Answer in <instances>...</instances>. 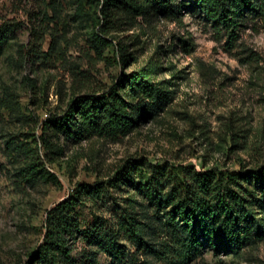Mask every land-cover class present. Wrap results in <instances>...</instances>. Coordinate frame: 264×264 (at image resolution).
<instances>
[{"label":"rangeland","instance_id":"1","mask_svg":"<svg viewBox=\"0 0 264 264\" xmlns=\"http://www.w3.org/2000/svg\"><path fill=\"white\" fill-rule=\"evenodd\" d=\"M101 8V0H0V26L15 29L0 49V264H36L48 212L78 185L120 173L128 177L119 187L77 207L85 223L121 228L114 251L111 237L93 246L76 240L77 264H264V18L240 10L229 45L226 28L200 10L172 18L127 9L104 16ZM150 68L164 100L129 82ZM116 90L133 122L125 134L74 141L45 127L78 97ZM142 171L163 180L164 192L195 172L250 191L248 207L230 214L244 243L226 253L204 238L179 260L189 230L171 218L173 207L139 191Z\"/></svg>","mask_w":264,"mask_h":264},{"label":"trees","instance_id":"2","mask_svg":"<svg viewBox=\"0 0 264 264\" xmlns=\"http://www.w3.org/2000/svg\"><path fill=\"white\" fill-rule=\"evenodd\" d=\"M175 1L101 0V12L107 16L112 10L127 9L135 16L144 17L154 11L160 16L176 18L180 11L200 10L206 18L226 28L229 45L237 39L235 32L239 28L240 10L245 9L264 18V0H181L178 4ZM14 32L12 25L0 26V49L8 43L10 35ZM96 41L103 46L111 44L101 37H96ZM153 73V68L142 70L131 76L129 82L132 87H137L136 93L164 100L165 96L160 94L150 81ZM128 107L127 100L118 90L101 97L80 96L63 116L48 119L44 125L62 132L74 141H80L92 134L118 136L125 134L133 126ZM143 173L146 172L142 171L138 176L139 191L159 207H173L171 218L174 221L181 219L189 230L188 235L182 238L181 246L176 249L179 260L189 261L191 252L204 238L212 249H222L226 253L244 243L246 237L240 227L239 216L230 214L236 213L239 206V211L248 207L246 194L250 191H236L214 173L195 172L191 178L185 175L184 181L170 192H164L163 180L154 178L151 182ZM127 177V174L120 173L109 182H97L95 186L78 185L74 194L50 210L46 218L43 242L33 259L36 264H77L72 256L76 240L93 246L98 240L104 242L111 237L107 245L109 252H113L115 247L112 242L121 228L110 231L111 227H106V221L97 226L96 223H85L77 212V207L84 204L86 199L101 200L111 188L119 187ZM171 177L168 176V179ZM257 181L264 193V171L257 176Z\"/></svg>","mask_w":264,"mask_h":264}]
</instances>
